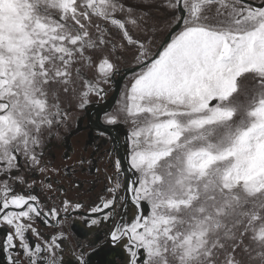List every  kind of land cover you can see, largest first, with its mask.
<instances>
[{
  "label": "snow or ice",
  "instance_id": "snow-or-ice-1",
  "mask_svg": "<svg viewBox=\"0 0 264 264\" xmlns=\"http://www.w3.org/2000/svg\"><path fill=\"white\" fill-rule=\"evenodd\" d=\"M166 6L180 30L145 62L144 43L128 29L137 19L117 18L132 11L117 0H0V224L12 229L0 250L27 257V264H58L56 237L42 247L26 233L39 235L30 222L59 212H45L37 196L16 187H31L22 171H45L46 138L67 117L61 94L75 95L83 81L79 108L91 94L102 96L99 85L115 74L111 55L119 47L135 49L140 69L120 109L131 124L126 159L135 178L117 197L116 161L113 196L91 209L102 217L90 225L112 223L108 242L126 250V264H264V4L166 0ZM93 17L122 42L114 43L109 27L93 25ZM94 57L95 83L82 71ZM104 122L118 119L105 113ZM129 203L131 219H117L118 207ZM87 255L82 250L76 264H89Z\"/></svg>",
  "mask_w": 264,
  "mask_h": 264
},
{
  "label": "flooded vegetation",
  "instance_id": "flooded-vegetation-1",
  "mask_svg": "<svg viewBox=\"0 0 264 264\" xmlns=\"http://www.w3.org/2000/svg\"><path fill=\"white\" fill-rule=\"evenodd\" d=\"M126 81L124 78L113 80V82L111 80L114 87L112 96H109L111 91L109 90L106 94L100 96L101 100L87 108L84 116L81 118L76 117L77 119L74 120L66 118L63 123L53 128L58 134L46 138L41 164L45 168L44 172L24 170L20 173L25 176L28 185H31V187L19 185L16 187L18 193L25 195L31 193L37 196L39 205L42 208L60 209L63 205V212L59 213L56 219L49 216L47 218H37L30 222L32 227L34 222L47 225L54 234H57L58 232H66L61 220L66 219L69 221L68 224H64L69 227L72 241L69 239L70 236L58 239L61 248L58 264H76V257L82 250L89 254L85 257L89 264H126V250L121 246H114L108 242V233L112 228V223L102 222L95 226L90 225L91 219H100L102 213H92L82 209L64 210L65 201L68 204L77 202L81 206L84 204L86 207L83 195L93 193L94 190L98 191L100 188L102 190L108 189L109 185L115 186L118 177L115 168L117 160L121 161V172L119 174L121 187L115 192V195L117 197L127 195L125 187L131 179L135 178L126 159L125 142L131 128H128L122 122H118L116 125H108L104 122L105 113L112 115L115 108L118 107L119 102L117 100L121 96L120 93ZM116 90H119L117 104L115 102L116 106H113L110 110L109 104ZM102 130L105 131L104 136L99 135ZM81 142H84L83 152L85 156L81 157L79 161H75L79 154L75 144L80 146ZM73 195L77 200L74 199ZM69 196L73 198H69V200ZM118 211H120V217H117V219L121 217L131 219L132 205L130 203L126 206V209L118 207ZM45 219H47V223H45ZM25 223H29V221H25ZM11 231L12 229L6 224H0V241H3L6 233ZM26 236L31 243H38L44 247L38 236L31 231H28ZM43 238L45 241H50L52 234H43ZM88 241H99L100 246L95 244L88 246ZM45 252H42L41 255L46 260L49 256ZM9 255L16 256L22 261V264H27V257H19L16 253L2 250H0V264H9L7 259Z\"/></svg>",
  "mask_w": 264,
  "mask_h": 264
},
{
  "label": "rangeland",
  "instance_id": "rangeland-1",
  "mask_svg": "<svg viewBox=\"0 0 264 264\" xmlns=\"http://www.w3.org/2000/svg\"><path fill=\"white\" fill-rule=\"evenodd\" d=\"M249 1L256 3V4H263L264 3L263 2L264 0H249ZM117 2L118 3L125 2L126 5H124V3H122L125 6V8L126 9H128V8L132 9V11L130 13L127 10L122 11V12H117L115 14L117 16V18L125 19V18L131 16V17L137 19L138 26H132L131 24H129L128 29H129V32L133 36L134 39H137V40L144 43L145 48L148 51V55L146 57H144L145 61H148V60L154 58L155 56H157L158 52L159 51L161 52L163 50V47L166 46V44L170 42L171 38L176 33H178V31L180 30V28H179L178 31L173 33L172 36L168 39V36L172 32V30L176 26H178V24L175 21V16L172 14V10L166 6V0H117ZM92 24L93 25L100 24V25H104V26L110 28V26L106 25L103 20H100V19L95 18V17L92 18ZM110 31H112V33H113L114 43L119 45L122 42V36L120 34H117L115 32V30H112L111 28H110ZM89 32H90V34L95 35L96 34L95 27L94 26L90 27ZM134 53H135V49L129 48L127 51H125L124 49H121L119 47H117V49L112 52L111 59H112L113 63H115V65H116V70H115V74L109 79L108 83H103V82L100 83L99 86L103 89V94H106L109 90H111L109 96H112L111 94H113L114 87L112 86L111 80H112V82H113V80H116V79L119 80L121 78V76H123L125 74V70H127L129 68H135L138 66V62L134 58ZM85 54L89 55L90 53L86 52ZM105 54H107V53H105ZM96 63H98V61L94 57L93 67L91 69H88V68L82 69L85 77L89 80H92L93 83L96 82V77H97V72H96V68H95ZM73 67H74V69L78 68V67H80V64H76ZM139 70L140 69H137L133 73L126 75V77L124 78L127 81L124 83V85L122 87V91L120 93L121 96H119L120 98L118 97L117 101L119 102V104H117V102H116L118 107H116L115 110L113 109L114 112L112 114V115L117 117L118 122H122V123L126 124V126L128 128H131V124L125 122L124 114L120 111V109H121L123 103L125 102L124 101V94L126 93L127 89L130 87V84H131L132 79H133V75H134V73L138 72ZM74 78H75V74H74ZM245 83H247V81H245ZM74 87H76V89H77V92L75 95H73L72 93H69L67 96H65L63 93L61 94V107L66 111V113H67L66 118L68 120H74L76 117L81 118L87 112L86 111L87 108H89L91 105H94L95 102H98L99 100H101L100 96H97L95 94H91L89 96V101H90L89 104L85 108L81 109L77 105L79 103V98H78L79 92L84 89L83 81H78L77 84L74 85ZM116 104L114 106H116ZM57 134H58V132H56L55 130L52 129V133L50 136H56ZM78 138H79V136H78ZM75 143H77V141H75ZM83 144H84V142H81L80 146H79V144L78 145L75 144L76 150L77 149L79 150V154L77 156V159L75 157V159H76L75 161H79L81 157L85 156V154L83 152ZM109 186L110 187L108 189L114 187L113 185H109ZM100 189L98 191L94 190L93 193H88V194L83 195V198H84L83 201H84V203H86V207L83 203H81V204H83V206H81L79 209L91 212V209L93 207L101 204L102 200H107V199L112 198L113 194L110 191H108V189H105V190L101 189L102 191ZM73 196H74V199H76L75 195H73ZM69 198L72 199L73 197L69 196L68 199ZM76 204H79V203L73 202V203L68 204L69 205L68 209L76 210V208L74 207ZM43 209L46 212L49 210L46 207ZM57 211L59 213L63 212V205L60 207V209H57ZM68 222L69 221L66 219L61 220V223H63V225L66 228L65 233L58 232L57 234H54V232L52 231V229L49 226L43 225V224L41 225L40 223L37 224V222L33 223V228H35L36 231L39 233V235H37V236L45 247L48 243L51 242V240L50 241L44 240L43 234H46V233L52 234V238L56 237L57 243H58L59 238H63L66 236H70L69 239L72 241V238H71L72 236L70 235L71 232L69 230V227H68V225L64 224V223L68 224ZM67 234H69V235H67ZM88 248L94 249L95 247H88ZM60 251H61L60 247L55 249V253H56L55 258L57 260L59 259ZM45 254L49 256L48 252H45Z\"/></svg>",
  "mask_w": 264,
  "mask_h": 264
},
{
  "label": "water",
  "instance_id": "water-1",
  "mask_svg": "<svg viewBox=\"0 0 264 264\" xmlns=\"http://www.w3.org/2000/svg\"><path fill=\"white\" fill-rule=\"evenodd\" d=\"M245 2H246V3H249V4H251V5H253L254 7H255V6H259V5H261V4L253 3V2H251V1H249V0H245ZM263 2H264V1H263ZM263 4H264V3H263ZM179 28H180V25L176 26V27L172 30V32L170 33V35L168 36V39L172 36L173 33H175L176 31H178ZM160 50H161V49H160ZM159 52H160V51H159ZM159 52H158V53H159ZM155 57H156V56H155ZM155 57H154V58H155ZM148 61H149V60H148ZM145 62H147V61H145ZM137 69H139V66H137V67H135V68H129V69L125 70V74H124L121 78H125L126 75L133 73V72L136 71ZM118 95H119V90H116V93H115L114 96L112 97V100H111V102H110V104H109V109H110V110H111V108L114 106V104H115V102H116V100H117Z\"/></svg>",
  "mask_w": 264,
  "mask_h": 264
},
{
  "label": "trees",
  "instance_id": "trees-1",
  "mask_svg": "<svg viewBox=\"0 0 264 264\" xmlns=\"http://www.w3.org/2000/svg\"><path fill=\"white\" fill-rule=\"evenodd\" d=\"M122 3H124V5H126V3H125V2H122Z\"/></svg>",
  "mask_w": 264,
  "mask_h": 264
},
{
  "label": "bare ground",
  "instance_id": "bare-ground-1",
  "mask_svg": "<svg viewBox=\"0 0 264 264\" xmlns=\"http://www.w3.org/2000/svg\"><path fill=\"white\" fill-rule=\"evenodd\" d=\"M137 15V14H136Z\"/></svg>",
  "mask_w": 264,
  "mask_h": 264
}]
</instances>
